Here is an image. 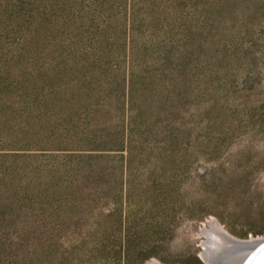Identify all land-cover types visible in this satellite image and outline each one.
Instances as JSON below:
<instances>
[{
  "label": "rangeland",
  "instance_id": "1",
  "mask_svg": "<svg viewBox=\"0 0 264 264\" xmlns=\"http://www.w3.org/2000/svg\"><path fill=\"white\" fill-rule=\"evenodd\" d=\"M45 1L39 11L48 5L52 19L80 16L71 42L102 40L116 53L105 64L115 85L124 80L128 110L115 89L87 88L81 75L52 98L46 65L11 63L19 71L0 108V264H209L210 221L238 239L264 236V0ZM13 2L0 0V58L16 60L11 18L23 11ZM87 92L94 114L78 127L121 136L120 148H79L59 135L60 113L68 101L72 115L87 109Z\"/></svg>",
  "mask_w": 264,
  "mask_h": 264
},
{
  "label": "trees",
  "instance_id": "2",
  "mask_svg": "<svg viewBox=\"0 0 264 264\" xmlns=\"http://www.w3.org/2000/svg\"><path fill=\"white\" fill-rule=\"evenodd\" d=\"M98 1V0H97ZM16 2H20L19 10L23 11L22 18L20 22H16L15 18H11L12 24L18 28V33L21 34L20 37V46L18 52H21L18 56V59H14V54H4L3 56L7 59L0 58V108L6 106L2 103V98L9 93L6 86L8 81H11L18 73V70H15L11 63H15L16 67L19 63L24 61H30L35 65L41 64L46 65V71H42L45 78H47L51 83H49L47 90L48 95H52V98L55 96H61L67 87L75 89L76 84H73L70 80L73 77L81 75L84 79L85 87L95 88L99 86L102 89V92L109 89H115L116 94L114 96L122 95L123 99H120V107L122 110L128 108L129 100L125 98L126 89L124 80L117 83L113 73L110 72L109 67L105 62H109L111 58L116 56V53L113 50L109 51L108 46L102 40H100V47L97 46L94 48L92 44H89L86 48L78 45V41L71 42L69 40L68 34L72 31V35L78 33L82 27L83 22L80 16L76 13L65 14L62 18L60 15H57L56 18H53L47 13V7L42 11H39L43 3H47L45 0H14V5ZM99 7L95 6L94 12L98 11L103 13L102 3L98 2ZM99 8V9H98ZM96 9V10H95ZM175 20V18H174ZM179 21V19H178ZM9 32H13V29L9 26ZM57 35L63 36L66 41H61L58 39ZM92 43V42H91ZM98 43V42H97ZM94 44V43H93ZM106 47L108 52L106 51ZM88 48H94L93 52H88ZM17 52V53H18ZM15 60V61H14ZM85 62V63H84ZM101 73L104 79V84H100L99 79L97 78L98 74ZM22 75H18L15 82L19 81V78ZM45 79V80H47ZM36 85L35 83L33 84ZM119 91V94H117ZM32 86L30 88V93H32ZM86 96H91L89 92L85 94ZM77 97V96H75ZM121 97V96H120ZM56 101V100H55ZM95 96L93 100L90 97L85 101V106H83L84 111H77L73 115L71 114L74 110V103H69L65 112L60 113L63 116V123H58L56 126L60 131L61 135L69 144L77 145L79 148H99L101 150H115L113 147L118 141L123 142V138L120 136L114 135V137H109V134L105 133L101 127L96 129V126H88L86 128H79L77 121L78 119H83L86 116L93 115L91 106L95 103ZM50 103H54V100ZM50 103H46L50 104ZM81 104V105H84ZM71 112V113H70ZM74 112V111H73ZM84 115V116H82ZM63 130V133H62ZM109 131V130H108ZM121 147V146H120ZM115 146V148H120ZM261 233V232H260ZM258 234V233H255Z\"/></svg>",
  "mask_w": 264,
  "mask_h": 264
},
{
  "label": "water",
  "instance_id": "3",
  "mask_svg": "<svg viewBox=\"0 0 264 264\" xmlns=\"http://www.w3.org/2000/svg\"><path fill=\"white\" fill-rule=\"evenodd\" d=\"M220 235L226 242L223 250L226 255L216 260L215 264H264V236L238 239L225 231H221ZM202 236L206 241V235L202 233Z\"/></svg>",
  "mask_w": 264,
  "mask_h": 264
},
{
  "label": "bare ground",
  "instance_id": "4",
  "mask_svg": "<svg viewBox=\"0 0 264 264\" xmlns=\"http://www.w3.org/2000/svg\"><path fill=\"white\" fill-rule=\"evenodd\" d=\"M221 231H224L219 224L212 220L209 222V227L202 230V233L206 235V241L202 242L204 250L202 251L203 258L209 264H215L216 260L225 256L224 246L225 240L221 237ZM223 252V253H222Z\"/></svg>",
  "mask_w": 264,
  "mask_h": 264
}]
</instances>
